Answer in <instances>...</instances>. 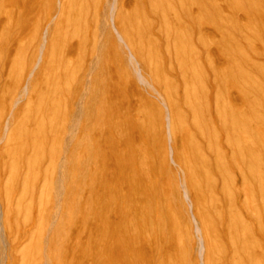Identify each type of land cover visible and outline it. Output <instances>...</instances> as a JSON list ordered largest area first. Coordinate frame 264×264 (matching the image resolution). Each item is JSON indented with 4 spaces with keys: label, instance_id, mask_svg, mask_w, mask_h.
Returning <instances> with one entry per match:
<instances>
[{
    "label": "rangeland",
    "instance_id": "obj_1",
    "mask_svg": "<svg viewBox=\"0 0 264 264\" xmlns=\"http://www.w3.org/2000/svg\"><path fill=\"white\" fill-rule=\"evenodd\" d=\"M142 1L134 0L125 9L123 5L121 6V0H118L120 8L116 18L117 27L120 30L122 27L123 31L126 32L127 39L130 41L134 52L138 56L140 65L146 73H171L167 67L170 63L174 72H176L173 46L176 41H181L184 37L181 35L180 30L185 32L186 29H189V31H192L194 23L190 21L185 23V16L177 14V16L167 18V28H160L161 31L158 32L155 29L156 23L151 22L150 15L142 7ZM35 2L38 3V9L29 15L28 20L25 21L26 23L17 24V19L22 16V10L32 12V8L36 5ZM17 3L18 0H13L12 3L11 1L4 4L0 3V20L7 19V23L1 24L0 22V108L6 105L11 94L23 81L30 68L34 56L33 47L36 46L39 40L41 28L58 11L55 0H22V9L17 7ZM80 3L83 8L82 6L79 7ZM106 9L105 0H87V2L86 0H66L64 9L57 18L55 25L49 26L52 32V44L56 47L59 43L65 45L74 40L75 43L77 42L74 50V76L71 74L70 78L61 79V88L59 89L61 101L63 102L60 111L61 117L59 116L60 120L58 119L59 126H61L60 131L70 123L72 114L76 109L72 102L81 94V77L93 65L87 95L82 104V127L88 125L95 116L108 119L112 124L121 121L119 119V113L121 112L119 104H122L124 98L129 100V87L133 85L139 98L147 97L138 114L133 117L135 120H131L137 125V136L141 144V151L134 162L130 164L124 157L125 151L119 149V137L113 131L101 135L94 129L84 128L71 135V137H66L63 133H60L61 136L59 135V141H57L55 149L57 151L54 153L53 158L55 161H61V165L59 171L58 169L51 171L49 145L46 143L45 155L39 165V178L36 181V183H39V181L46 178V181L42 180L43 192L48 193L45 196L42 192L41 195V215L43 218L40 230L32 237L33 240L25 246L27 256L25 255L23 260L17 252L21 239L13 242L11 256L6 264H42L45 257L47 264H103L102 246L106 243V232L110 229H114L115 232L117 230L116 223L119 221L122 226L124 221L129 218L136 219L141 226L145 222L149 223L145 229L148 233L146 237L149 243H151L149 240L151 237L162 239L163 233L166 234V239L170 241V244L173 243L169 249L171 254L170 264L181 262V264H194V240L191 234L189 216L178 189L179 173L176 167L167 162L162 148L163 121L161 113L156 110H160V107L153 98L148 97L143 92L130 76L126 54L118 46L114 34L107 24L108 10ZM201 14L206 29L212 32L214 40H217L214 46L216 53L215 55H209L210 61L213 65L221 64L226 54L231 56L237 93L236 99L242 98L246 103L245 109L248 111L249 195L248 217L246 219H248V222H238L236 227L247 229L248 264H264V0H201ZM64 18L65 24L63 25ZM137 24L139 25L137 26ZM72 25H75V27L73 28ZM72 30H76V34L71 33ZM33 32L34 35L31 36ZM78 33L80 34L78 35ZM206 36L208 37V34ZM13 38L17 40V43L12 54L10 74L14 75L16 66L19 64L17 60L20 56L22 54L26 56H24V63L17 70L19 79L17 78L15 81L12 77L8 78L6 75L3 80L1 73L7 66V62L1 50ZM64 45L62 48L65 47ZM221 48L224 51H221ZM54 58L56 59L54 55L50 57L49 63L46 65L48 68L45 66L41 73L36 71L32 77V90L26 98L24 106H36L41 95L47 90L49 79H52V76L57 73H62V70L64 71L62 62L57 66L50 64ZM60 59L63 61V56ZM200 64L203 80L205 77L206 88L210 91V80L206 77V74L209 73L206 56H200ZM58 66L60 67L58 68ZM172 82H178L177 85L173 84L172 91H176L178 98L182 100L184 86L182 80L176 75L172 78ZM209 91L205 93L204 87L202 88L201 93L204 99L208 100ZM202 101L201 103L205 104V101ZM108 102H110V107ZM21 110L24 111L23 106ZM203 112L205 113V110ZM184 116L186 117L185 114ZM186 118L188 121V113ZM109 144L119 150L108 151ZM100 150L108 154L109 164L104 166L105 169L96 164L97 154ZM3 157L4 155L0 152V160ZM106 175L118 180V182L121 178L120 180H126V183L123 181L116 184L113 180L115 183L113 185L104 184L103 179ZM124 175L127 177H124ZM163 176L168 178L164 179ZM165 180L169 183L165 184ZM134 182L136 183L134 184ZM164 184L169 185V189L165 188ZM55 185H59L58 188L61 192L59 234L55 253H51L49 251L50 247H46L43 256L41 238L47 229L53 186ZM133 185H136L137 189ZM140 188L141 190H139ZM13 189V197H15L18 187ZM126 189L130 190L127 191ZM164 189L167 191H164ZM193 189L196 202V207L193 208L194 214L199 213L198 216L202 217L204 222L209 221L215 226V235L220 248L219 254L223 256L221 264H224L230 258L231 251L228 243L231 232L227 230L228 226L225 220L226 201H215L214 204H209L207 203L206 192L197 193L198 190L195 185ZM164 192L166 193L164 194ZM197 194H199L200 199ZM136 195L137 197L141 196L139 202H136L138 200ZM127 198L130 200L128 203ZM105 201L107 203L103 207ZM25 204L27 202L23 201L20 205L21 207L23 205V208H13L15 204L10 203L7 217L9 219V221L7 220L9 238H13L17 233V236L21 235L25 227L36 217L37 204L33 203L30 212L24 211ZM117 209H121L120 214L116 212ZM217 215H220V218ZM167 227L168 230H171L168 231ZM171 231L175 233L174 236L176 237L173 236V240ZM148 235L150 238H148ZM175 245L177 247H174ZM49 258H51L50 261ZM177 260L181 261L178 263Z\"/></svg>",
    "mask_w": 264,
    "mask_h": 264
},
{
    "label": "bare ground",
    "instance_id": "obj_2",
    "mask_svg": "<svg viewBox=\"0 0 264 264\" xmlns=\"http://www.w3.org/2000/svg\"><path fill=\"white\" fill-rule=\"evenodd\" d=\"M9 1L12 3L13 0H1L0 3L4 4ZM65 2L66 0H55L58 11L54 14L55 16L53 15V17L46 21L40 30L39 40L36 46L33 47L34 56L31 61L30 68L28 69L21 84H19L15 91L11 94L6 105L0 108V152L4 155V157L0 160V264L7 263L11 256L10 252L12 243L18 239H21V242L18 244L17 252L19 253V257L23 260L25 255L27 256L25 246L29 243V241L33 240L32 237H34L38 230H40L39 228L43 218L41 215V195L44 186L42 180L44 179L41 180L42 183L41 181L36 183V181L37 178H39V165L45 155L44 150L46 143L49 145L48 151L50 160H48L50 161L49 166L51 171H55V169H58L59 171V167L61 165V161H55L53 158L54 153L57 151H55V149L57 141H59L58 138L60 133H63L66 137H71V135L76 134L79 130L84 128L94 129L101 135L113 131L119 137V149L125 151L124 157L126 158V161L130 162V164L134 162V159L141 151V144L139 143L137 136V125H135V123L131 120H135L133 117L138 114L145 102L144 100H146L147 97L139 98L135 93L133 85L129 87V100L124 98L122 104H119V109L121 110L119 113V119L121 121L114 122L112 124L108 119L95 116L88 125L82 127V104L83 99L87 95V89L94 68L93 65H91L89 67L90 69L82 75L80 85L81 94L78 95V97L72 102V105H74L76 109L72 114L70 123L66 125L62 131H60L61 126H59L60 122L58 119L63 102L61 101V93L59 89L61 88V79L64 78L66 80L67 78H70L71 74L74 76V50L77 42L75 43L74 40L65 45L59 43L57 45L58 47H56V45L52 44V32L50 31L49 26L52 24L55 25L57 18L64 9ZM133 2L134 0H121V6L123 5L126 9ZM81 3L79 7L82 6ZM105 4L107 7L106 10H108L107 24L114 34L118 46L126 54V63L130 76L135 83L141 87L143 92L148 95V97L153 98L160 107L159 109L161 111L158 109L156 110L161 113L163 121L162 148L164 149L167 162L176 167L179 173L178 189L180 190L181 197L183 199L182 201L185 204L186 211L189 216L191 234L194 240V264H221V259L223 258V256L219 254L220 248L215 235V226L209 221L204 222L202 217L200 218L198 216L199 213L197 215L194 214L193 208L196 207L195 196L193 194L194 185L197 186V193L201 194V192H206L207 203L214 204L215 201H226L225 220L228 226L227 230L231 232V237L228 241L231 251L230 258H228L224 264H248V240L246 238L247 229L243 227H236L238 222H248V219H246L248 217L249 196L248 111L245 109L246 103L243 99H236L237 93L231 56L226 54V57H224L221 64L216 65H213L209 59L210 54L215 55L216 53L214 46L216 45L217 40H214L212 36L213 33L206 29L204 19L201 14V0L142 1V7H144L150 15L151 22L156 23L155 29H157L158 32L161 31L160 28H167V18L177 16V14H183L185 16V23H188L189 21L194 23V29L192 28V31H189V29H184L185 32L180 30L181 35L184 37L182 36L183 39L181 41H176V44L173 46L176 72H174L173 66L170 63L167 67L171 73L164 72L161 74L146 73L142 69L138 56L134 52L130 41L127 39L126 32L123 31L124 29L122 27L121 30L118 29L116 21L120 8L118 0H105ZM17 7L22 9V0H18ZM37 7L38 3H36V5L32 8V12H28L26 10L23 11V9L22 16L17 19L16 23L22 25V23L28 20L29 15L38 9ZM145 10H143L144 13H146ZM85 15L87 16V13ZM0 22L1 24L4 22L7 23V19L4 21L0 20ZM64 24L65 18L63 25ZM128 25L130 26L129 23ZM138 25L139 24H137V26ZM72 26L73 28L75 27V25ZM76 30H72L71 33L76 34ZM206 33L209 38L206 36ZM79 34L80 33H78V35ZM33 35L34 32L31 36ZM19 38L20 36L18 39ZM16 43L17 40L13 38L1 50L7 62V66H5L2 70L3 72L1 73L3 80L7 75L8 78L12 77L16 81L18 78V67L20 68L21 64L24 63V56L26 55L22 54L19 60H17L19 64L16 66V71L13 73L14 75L10 74V63L13 59L12 54L16 48ZM63 45L65 46L64 48H62ZM222 50L223 49L221 48V51ZM53 55L56 59L54 58L50 64L57 66L60 62H62V65H64V71L62 70V73H57L52 76V79H49L47 82V90L44 93L42 92L43 94L36 106H24V102L32 90V77L36 71H40L41 73V70L49 63L50 57ZM166 55L168 56V54ZM201 55L206 56L207 59L209 73L206 74V77L210 80V91L206 88V79L204 77L203 80V76L201 74ZM61 56L64 58L63 61L60 59ZM59 67L60 66H58V68ZM176 75L180 77L184 85L182 89V100L178 98V93L176 91H172L173 84L177 85L178 83L172 82V78ZM203 87L205 93H208L209 91L210 95L208 96V100L202 97L201 90ZM202 100L205 101V104L201 103L203 102ZM63 101L65 100L63 99ZM108 104L110 107V102H108ZM22 106L24 107V111L21 110ZM203 109L205 110V113L203 112ZM187 113L189 115L188 121L186 120ZM109 140L111 141V139ZM108 149V151L119 150L111 144L108 145ZM98 152L96 164L105 169L104 166L109 164L108 154L104 153L102 150ZM112 159L114 160V158ZM158 161L160 160L158 159ZM157 165L159 164L157 163ZM124 177L127 176L124 175ZM166 178L168 177L165 176L164 179ZM120 179L119 182L122 183L124 181V183H126V180ZM103 180L104 184L107 183L108 185H113L115 183L120 184L118 180H114V178L107 175ZM44 181H46V178ZM166 181L167 180L164 181L165 184L167 183ZM135 183L136 182H134V184ZM141 186L144 187L143 185ZM168 186L165 185V188L167 187V189H169ZM14 187H18L15 197H13ZM58 187L59 185L53 186V195L51 198L47 229L41 238L43 256L46 247H50L49 251L51 253H55L54 251L59 234V202L61 195ZM135 189H137V186ZM126 190L129 191L130 189ZM139 190H141V188ZM164 191L167 190L164 189ZM45 193L44 195L46 196L48 193ZM165 193L166 192H164V194ZM199 194H197L198 197ZM140 198L141 196L139 195L136 202H139ZM127 199V203L130 202L129 198ZM144 199L142 200L144 201ZM23 201L27 202V204L24 205L25 212L31 211L30 209L33 203L37 204L36 217H34L28 225L26 224L27 226L21 235L17 236V233L13 238H9L7 232V222L9 219L7 217L10 203L13 202L15 204L13 208H20ZM106 203L107 202L105 201L103 207L106 206ZM21 208H23V205ZM120 210L117 209L116 212L119 213L121 212ZM128 217L130 216L128 215ZM217 217L220 218V215H217ZM116 224L117 230L115 232L114 229H110L106 232V243L102 246L104 258L103 264H170L169 261L171 254L169 249L170 245L172 247V242L174 241L170 244V241L166 239L167 236L165 233H163L162 239L150 238L148 235V238H150L149 240L151 241V243H149L146 237V234L148 233L145 231L147 224H149L148 222L143 223L141 226L136 219L129 218L124 221L122 226L119 221ZM102 233L104 234V232ZM174 234L175 233L172 235L170 234L172 236H170L172 240ZM176 245L174 247H177ZM29 258L30 256L28 259ZM45 258L42 264H47V260ZM50 260L51 258H49V261ZM180 261H178V263Z\"/></svg>",
    "mask_w": 264,
    "mask_h": 264
}]
</instances>
